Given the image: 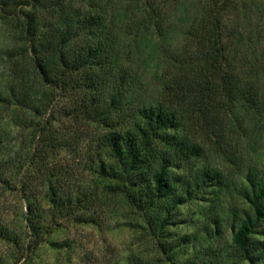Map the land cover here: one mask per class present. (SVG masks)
<instances>
[{
	"label": "trees",
	"instance_id": "1",
	"mask_svg": "<svg viewBox=\"0 0 264 264\" xmlns=\"http://www.w3.org/2000/svg\"><path fill=\"white\" fill-rule=\"evenodd\" d=\"M111 1L0 0L18 23L19 39L18 58L12 50L7 53L18 70L14 68L9 87H0V119L1 108L11 113L18 109V120L28 116L33 125L28 155H40L62 143L45 135L41 123L52 116L56 97L68 94L66 114L71 123L81 125L68 143L89 138L92 152L87 159L96 176L112 182L115 195L146 215L173 198L183 203L194 187L216 185L210 170H200V181L194 178V183L169 173L202 154L188 125L219 139L225 129L237 126L238 104L261 103L262 87L241 75L226 51L223 18L230 0L180 1L175 11L181 27L160 23L145 0L134 3V18L127 0L109 10ZM195 5L194 16L190 9ZM176 34L181 35L180 47L170 48L168 42ZM162 58L174 71L162 81L158 98L134 103L131 90L141 72L133 75L132 63L139 60L145 70L163 64ZM186 104H192L187 118L179 110ZM22 182L26 195L31 185ZM54 186L47 185L41 203L62 209L64 193ZM239 190L245 206L230 245L236 264H264V245L252 243L264 223V175L248 172ZM33 206L26 198L18 235L0 228V238L40 243L47 231ZM166 217L159 219V230L168 223Z\"/></svg>",
	"mask_w": 264,
	"mask_h": 264
},
{
	"label": "rangeland",
	"instance_id": "2",
	"mask_svg": "<svg viewBox=\"0 0 264 264\" xmlns=\"http://www.w3.org/2000/svg\"><path fill=\"white\" fill-rule=\"evenodd\" d=\"M140 1L144 0H127L130 17L137 14L134 3ZM145 1L155 8L160 23H177L175 8L183 0ZM118 2H109V10H114ZM2 4L0 87H9L18 64L16 68L12 66L7 53L12 50L18 58V23L13 14H8L10 8ZM227 6L223 18L226 51L237 71L262 87L261 103L238 104L237 126L225 129L219 139L187 124L190 134L203 147L202 154L181 169L169 170L191 183L194 178L200 181V170H210L218 179L216 185L194 187L183 203L177 204L173 198L143 215L111 191L112 182L98 178L91 169L87 159L92 152L89 138L68 143V136L72 132L79 134L81 129L80 122L71 123L66 114L68 94L56 97L52 116L41 123L45 135L59 138L61 145L47 147L34 157L28 155L33 127L28 116L18 120V109L11 113L1 108L0 228L18 235L28 198L47 232L40 243L0 238V264H236L230 245L245 206L239 189L248 172L264 175V0H230ZM197 10L196 5L190 9L194 16ZM176 25L181 27L180 23ZM181 40V35L176 34L168 46L179 48ZM163 60V64L159 62V66L154 64L145 70L139 60L132 63V74L141 72L131 90L134 103L158 98L162 81L174 71L169 60ZM191 107L186 104L179 110L187 118ZM22 181L31 185L26 195ZM50 183L64 193L67 204L62 209L41 203ZM165 216L168 223L159 230L157 223ZM252 243L264 245V223L260 232L252 236ZM171 246L173 253L168 255Z\"/></svg>",
	"mask_w": 264,
	"mask_h": 264
}]
</instances>
